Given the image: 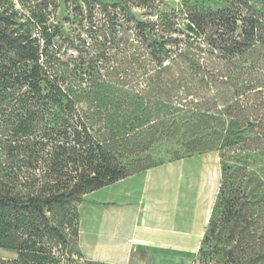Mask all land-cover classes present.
<instances>
[{"label":"trees","instance_id":"obj_1","mask_svg":"<svg viewBox=\"0 0 264 264\" xmlns=\"http://www.w3.org/2000/svg\"><path fill=\"white\" fill-rule=\"evenodd\" d=\"M19 1L23 10L0 9V249L17 254L0 264L83 259L73 205L215 150L221 185L194 264H264V163L256 174L228 163L264 156V13L233 0L240 8L186 4L147 22L135 0H83L86 39L56 44L43 2L25 0L37 2L27 11ZM163 140L188 156L153 159Z\"/></svg>","mask_w":264,"mask_h":264},{"label":"crops","instance_id":"obj_2","mask_svg":"<svg viewBox=\"0 0 264 264\" xmlns=\"http://www.w3.org/2000/svg\"><path fill=\"white\" fill-rule=\"evenodd\" d=\"M213 153L168 162L87 194L80 205L83 260L133 264L135 252L145 251L148 264H193L221 185L220 158ZM197 166L202 171H193Z\"/></svg>","mask_w":264,"mask_h":264},{"label":"rangeland","instance_id":"obj_3","mask_svg":"<svg viewBox=\"0 0 264 264\" xmlns=\"http://www.w3.org/2000/svg\"><path fill=\"white\" fill-rule=\"evenodd\" d=\"M23 1V0H22ZM107 3H114L117 0H101ZM248 4L258 10V12L264 13V0H247ZM43 2L42 9L45 13V17L47 18V25L49 26L52 33H55L54 42L57 44L58 41L63 38L69 37L76 41H82L86 39V29L87 23L84 19V16L81 15L79 6L83 5V0H39V3ZM24 3L28 9L32 10L37 5V2L25 1ZM130 8L134 15H136L139 19L143 21H152L155 20L160 13L162 12H170V11H181L183 7L188 4L189 7H205L207 10L212 12H216L221 9L227 8H240L239 4L235 3L233 0H135L134 3L131 2ZM15 6L16 10H23L19 0H0V9L5 7ZM24 7V6H23ZM244 14H248L247 10L243 9ZM208 26H205V32L209 31ZM195 30V29H194ZM193 37L197 36V30L192 32ZM201 39V38H200ZM206 46L207 52H205L204 58H210V51L208 44V38H203L200 40ZM205 49V50H206ZM212 76L221 78L224 75L223 71L215 70L211 73ZM220 90H215L214 93L218 94ZM228 97L225 99L226 105L220 106V111L229 113L231 104L227 103ZM231 103V102H229ZM213 154L217 156H222L223 153L219 151H214ZM149 155L155 160H162L168 162L170 160L175 159L176 157H186L187 152L186 148L182 146V143H177L176 140L168 142L163 140L159 145H157ZM198 154H194L196 156ZM216 155H209V159L215 162ZM233 160L235 162H233ZM231 162H228L230 165L238 166V165H246L249 166L250 173H258L260 170V166L264 163V156L261 153H245L240 157L235 155ZM220 164L223 167L224 161L220 158ZM213 166V165H211ZM195 168V167H194ZM200 166L196 167L193 171H197ZM200 171L201 168L199 169ZM222 172V171H221ZM222 174V173H221ZM78 214H81V207L77 205H73V207ZM213 213V212H212ZM212 216V215H211ZM71 241L73 240L72 237ZM72 244V243H71ZM70 244V245H71ZM74 250L79 252V247L77 243L73 244ZM17 257L16 252L9 250L0 249V258L4 259H14ZM72 264H84L85 260L80 259L77 256L73 257ZM135 258L138 261L133 262V264H148L149 263V255L145 251H137L135 252ZM194 264V262H193Z\"/></svg>","mask_w":264,"mask_h":264}]
</instances>
